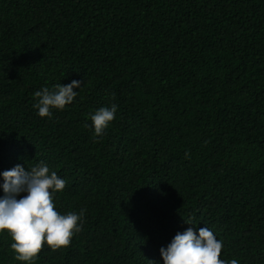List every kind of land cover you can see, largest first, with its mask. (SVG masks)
<instances>
[{"label":"trees","instance_id":"16d2710c","mask_svg":"<svg viewBox=\"0 0 264 264\" xmlns=\"http://www.w3.org/2000/svg\"><path fill=\"white\" fill-rule=\"evenodd\" d=\"M73 80L41 118L35 92ZM17 164L65 180L60 214L84 210L30 264H163L189 227L264 264V0H0V173ZM11 243L0 264H28Z\"/></svg>","mask_w":264,"mask_h":264},{"label":"clouds","instance_id":"9594fccd","mask_svg":"<svg viewBox=\"0 0 264 264\" xmlns=\"http://www.w3.org/2000/svg\"><path fill=\"white\" fill-rule=\"evenodd\" d=\"M74 88H81L79 81L56 85L55 91L45 87L35 92L37 103L34 107L38 109V115L51 117V109L63 110L78 95ZM116 111L117 106L112 105L111 108H100L92 115L95 136L103 134L115 119ZM0 177L3 181L0 184L3 192L0 196V233L10 235L14 258L30 264L45 245L53 252L67 248L73 235L81 231L84 210L79 214L71 211L60 214L56 210L53 194L64 190L65 180L56 172L50 173L44 164L30 169L17 164L0 173ZM222 248L223 242L207 227L200 228L198 234L189 227L183 233H177L166 249L162 247L160 255L163 264H238L237 259L230 262L221 259Z\"/></svg>","mask_w":264,"mask_h":264}]
</instances>
